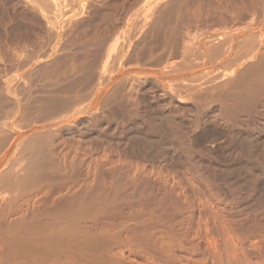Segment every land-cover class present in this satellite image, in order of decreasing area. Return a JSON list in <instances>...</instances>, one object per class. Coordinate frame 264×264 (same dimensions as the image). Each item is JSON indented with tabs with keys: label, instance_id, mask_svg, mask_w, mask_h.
<instances>
[{
	"label": "bare ground",
	"instance_id": "bare-ground-1",
	"mask_svg": "<svg viewBox=\"0 0 264 264\" xmlns=\"http://www.w3.org/2000/svg\"><path fill=\"white\" fill-rule=\"evenodd\" d=\"M0 264H264V0H0Z\"/></svg>",
	"mask_w": 264,
	"mask_h": 264
},
{
	"label": "rangeland",
	"instance_id": "rangeland-1",
	"mask_svg": "<svg viewBox=\"0 0 264 264\" xmlns=\"http://www.w3.org/2000/svg\"><path fill=\"white\" fill-rule=\"evenodd\" d=\"M9 8H10V7H7L6 10H5V13H6V14H5V17H6V18H7L9 15L11 16V11H10L11 9H9ZM7 9H8V10H7ZM8 12H9V13H8ZM7 13H8V14H7ZM22 15H23V14H20V16H22ZM23 16L25 17V15H23ZM24 17H22V19H23ZM8 18H9V17H8ZM23 20H24V19H23ZM25 21H26V20H25ZM25 21H22V22L19 23L20 27H22V29L24 30L23 33H25V32L27 31V29L30 27L29 24H28L29 22H27V21L25 22ZM24 23H25V24H24ZM26 23H27L28 25H27ZM25 25H26V26H25ZM30 25H31V24H30ZM23 26H24V27H23ZM27 27H28V28H27ZM26 35H27V34H26Z\"/></svg>",
	"mask_w": 264,
	"mask_h": 264
}]
</instances>
